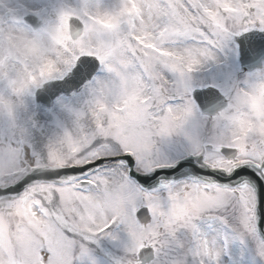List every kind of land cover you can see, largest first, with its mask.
Returning a JSON list of instances; mask_svg holds the SVG:
<instances>
[{"label":"snow or ice","instance_id":"obj_1","mask_svg":"<svg viewBox=\"0 0 264 264\" xmlns=\"http://www.w3.org/2000/svg\"><path fill=\"white\" fill-rule=\"evenodd\" d=\"M136 2L138 14L98 33L34 93L43 110L30 128L12 122L0 132V264H109L104 241L123 246L115 264H225L235 241L246 251L228 264H264V180L256 190L242 179L249 168L264 177V138L217 132L264 81V69L243 71L264 61V0ZM121 7L94 11L115 16ZM69 15L84 31L95 19L81 6L58 12ZM229 64L239 68L229 87L197 78ZM216 93L226 105L209 115ZM132 96L142 103L125 107ZM117 106L124 111L113 126ZM63 113L71 128L44 155L33 150L41 120Z\"/></svg>","mask_w":264,"mask_h":264},{"label":"clouds","instance_id":"obj_2","mask_svg":"<svg viewBox=\"0 0 264 264\" xmlns=\"http://www.w3.org/2000/svg\"><path fill=\"white\" fill-rule=\"evenodd\" d=\"M122 4L115 16L96 14L84 0L81 11H92L95 19L84 31L69 16L39 29L30 30L16 23L6 8V0H0V123L19 122L28 111V102L43 87L50 76L61 71L66 61L78 57L81 48L94 45L98 33L117 31L128 16L131 5ZM51 70V71H50ZM264 105V81L255 82L249 93L230 111L226 112L217 129L224 139L244 140L255 136L264 138V115L256 105ZM89 127L95 124L90 117Z\"/></svg>","mask_w":264,"mask_h":264},{"label":"rangeland","instance_id":"obj_3","mask_svg":"<svg viewBox=\"0 0 264 264\" xmlns=\"http://www.w3.org/2000/svg\"><path fill=\"white\" fill-rule=\"evenodd\" d=\"M84 0H6V8L9 10V14L11 17L15 15L19 19V25L23 26L22 19L25 16V9L28 10V14L38 13L35 15L40 21H42L43 25L50 24L56 21L58 17V12L65 5L72 6H81ZM131 5V10L128 12V15L138 14L139 9L137 6L136 0H128ZM118 0H90L89 7L93 9H100L102 11L110 10L116 6ZM224 11L235 13L236 9L231 6L230 3L225 2L221 5ZM26 28V27H25ZM27 29V28H26ZM145 39V37H141V40ZM89 49L81 48L82 54H87ZM161 55L170 56L168 53L161 52ZM264 69V66L263 68ZM261 69V70H262ZM224 72L226 75L224 77H217V73ZM239 72L238 67H233L231 64L226 66L223 69H217L212 67L211 69H206L203 73L198 74L197 78H203L208 81H212L214 77H216V82L222 87H229L236 79V73ZM137 103H142L138 97L132 96L127 98V102L125 107H129L135 105ZM28 111L25 113L23 118L19 121L20 125L25 128H30L35 121L38 112L43 110L38 107L35 103V97L32 96L28 102ZM257 110L264 115V105L257 104ZM51 109V108H50ZM99 111L104 113L107 111L106 105H101ZM120 111H124L123 107L117 106L113 112L109 114V120L115 126V124L119 121V116L117 113ZM41 124L44 125L45 134L43 136L38 135V139L33 141L31 135H29V142L33 144V150L39 152L41 155H44L45 152L43 150L44 144L47 143L49 139L54 138L56 135L60 134L63 128L72 126V116L68 113L60 114L56 117L49 116L46 120L42 119ZM98 128L101 125L98 123L96 125ZM6 128V123H0V132H2ZM236 141H241L235 139ZM78 149L73 147L72 151L75 152ZM186 215L185 212L181 211L179 216L182 218ZM104 249L105 259L109 261V264H115L122 256V244H113L110 241H104L102 244ZM246 251V247L241 245L238 241L231 242L228 246V250L225 252V264H228V256H232L234 260L238 261L241 256H243Z\"/></svg>","mask_w":264,"mask_h":264},{"label":"water","instance_id":"obj_4","mask_svg":"<svg viewBox=\"0 0 264 264\" xmlns=\"http://www.w3.org/2000/svg\"><path fill=\"white\" fill-rule=\"evenodd\" d=\"M24 23L32 30L39 29L40 27V23H38L35 18L30 17V16L24 19ZM262 62L263 61H259L253 64H249L243 71H253L259 68ZM216 95L218 98L217 102L211 107L203 109V111L209 115H214L217 111L222 110L223 107L226 105L225 99L219 93H216ZM36 102L39 104L37 97H36ZM46 107L49 109L51 105H48ZM248 172L252 173V175H245L244 177H242V179L244 181L249 182L254 189L259 190V185L256 183V180H264V177L257 176L255 169L249 168ZM253 176H256V179H253L252 178Z\"/></svg>","mask_w":264,"mask_h":264}]
</instances>
